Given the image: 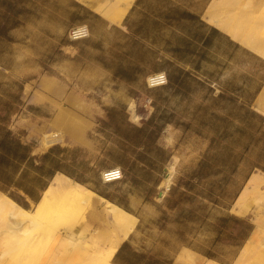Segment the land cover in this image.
Instances as JSON below:
<instances>
[{"label":"crops","instance_id":"obj_1","mask_svg":"<svg viewBox=\"0 0 264 264\" xmlns=\"http://www.w3.org/2000/svg\"><path fill=\"white\" fill-rule=\"evenodd\" d=\"M72 1L99 15L111 27L124 30L127 41L140 43L141 60L132 64L140 65L146 82L149 75L163 73V83L153 86L147 83L153 90L147 99L153 105L164 140L161 148H172L171 151L181 156L176 145L188 136V144L181 148L185 153H196L190 159L200 155L187 179L172 176L174 179L171 186L165 187V195L158 192L163 197L158 202L161 209L176 185L195 184L199 176L206 177L202 180L206 184L238 185L233 195L218 197L234 200L252 174L264 175V57L228 31L230 13L226 11L231 6L225 0H118L119 5L126 7L118 23L93 9L105 0ZM240 2L244 0H239L238 5ZM16 7L15 0H0V13ZM242 7L244 12L248 9ZM261 14L260 20L264 23V11ZM231 23L245 31L248 26L245 16ZM83 24L86 25H80ZM86 28V37L69 41L88 38L90 31L87 25ZM40 86L44 87L41 81ZM53 89H59L57 94L36 89L35 94L23 99L12 117L0 118V192L28 206L36 203L53 176L61 173L126 210L118 202L119 196L108 194L110 187L127 183L122 167L106 160L95 161L99 153L92 149L91 139L85 136L90 123L69 106L72 102L78 109H85L88 117H101L104 110L99 98L82 99L74 89L67 91L61 83ZM65 114L74 115L84 126L81 141L63 130L64 118L55 121L56 116ZM53 132H60L61 136L52 140L49 134ZM166 162L165 159L163 170ZM111 168L121 169L122 177L103 182L102 172ZM89 169L97 178L100 174V179L95 180L99 187L86 179ZM189 192L190 202L192 194H197ZM202 199L213 200L206 194ZM142 201L148 203L149 199L142 198ZM181 208L189 209L188 205ZM258 218L255 214L245 243ZM127 237L113 252L110 258L113 264H172L165 258L139 251ZM208 260L210 264H219Z\"/></svg>","mask_w":264,"mask_h":264},{"label":"rangeland","instance_id":"obj_2","mask_svg":"<svg viewBox=\"0 0 264 264\" xmlns=\"http://www.w3.org/2000/svg\"><path fill=\"white\" fill-rule=\"evenodd\" d=\"M15 2L18 7L0 13V118L12 117L23 99L35 94L36 89L54 93L55 83L63 84L67 91L74 89L82 99L99 98L104 110L101 117H88L85 109H78L72 102L69 106L90 123L85 136L99 153L95 161L106 160L122 167L127 183L107 190L108 194L119 196L118 202L137 217L127 240L139 251L165 258L172 264H210L208 259L234 264L254 225L255 214L264 228V201L255 203L248 198L245 212H231L228 208L234 200L218 197L233 195L238 185L206 184L202 182L206 177L199 176L195 184L176 185L167 196L166 205L163 203L164 208L159 207L163 197L158 192L162 191L163 196L166 193L161 182L170 173L171 156L176 160L168 186L174 179L172 176L187 179L198 161L196 158H201L199 153L190 159L196 153H185L181 148L188 144V136L176 145L181 156L172 148H161L164 140L153 105L147 99L153 90L147 87L140 65L132 64L141 60L140 43L127 41L124 30L111 27L99 15L72 0ZM82 23L88 26L90 36L70 42L68 30ZM46 74L52 76V83L50 87H41L40 81ZM131 100H135L141 116L138 122L129 116ZM87 174L86 179L99 187L95 180L100 179V174L97 178L92 169ZM187 191L197 194H192L190 202ZM205 194L213 200L202 199ZM142 198L149 202L143 203ZM182 205H188L189 209L181 208ZM23 206L32 209L34 203ZM75 214L66 219L72 221ZM261 235L257 261L248 257L240 264H264V231ZM27 247L26 238L24 244L22 241L3 250L0 264H39L43 252L23 257Z\"/></svg>","mask_w":264,"mask_h":264},{"label":"bare ground","instance_id":"obj_3","mask_svg":"<svg viewBox=\"0 0 264 264\" xmlns=\"http://www.w3.org/2000/svg\"><path fill=\"white\" fill-rule=\"evenodd\" d=\"M225 1L231 6L230 10L226 11L230 13L228 31L235 38L239 36V40L264 57V23L260 20L264 11V0H244L239 5V0ZM242 6H247L248 9L244 12ZM125 8L119 5L118 0H105L101 6L93 9L109 21L118 23L125 13ZM243 16L247 18L246 31L231 23L233 19L239 20ZM80 26L86 28L84 24ZM250 33L257 35H248ZM52 79L50 75L43 76L42 86L51 84ZM159 81L157 78L153 79L152 75L147 78L150 86ZM58 90L53 89L55 94ZM134 101L131 100L128 105L129 116L131 120L138 122L141 116ZM62 118L66 120L63 130L70 133L74 140L81 141L84 126L79 123L77 117L65 114L64 117L56 116L55 121ZM59 130L61 132V129ZM60 132L50 133V139H58ZM175 160L173 155L168 164L170 173L168 172L161 182L164 187L168 186ZM110 170L119 169L105 170L102 175ZM248 198L255 203L264 201V175L254 173L249 177L231 204V212H245ZM72 214H75L74 219L68 221L67 216ZM136 219L128 211L96 195L81 183L56 173L32 209L0 192V258L3 250L22 241L24 244L27 238L28 247L23 257L38 256L43 252L39 264H48L49 261L54 264H113L110 261L113 252L132 231ZM262 232L256 223L247 243L237 254L234 264L247 261L248 257L252 258L253 262L257 261L262 246Z\"/></svg>","mask_w":264,"mask_h":264},{"label":"built area","instance_id":"obj_4","mask_svg":"<svg viewBox=\"0 0 264 264\" xmlns=\"http://www.w3.org/2000/svg\"><path fill=\"white\" fill-rule=\"evenodd\" d=\"M88 35L87 28L74 26L68 30V37L71 41L84 38ZM153 79H159L160 81L154 85L160 84L164 82L163 73H153L151 74ZM158 76V77H156ZM122 177L121 169L117 170H110L109 172L101 175V179L103 182L112 181L115 179H119Z\"/></svg>","mask_w":264,"mask_h":264}]
</instances>
